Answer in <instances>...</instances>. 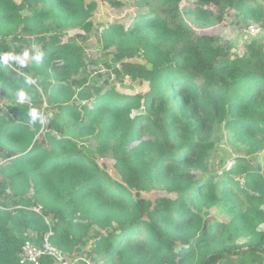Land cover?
I'll list each match as a JSON object with an SVG mask.
<instances>
[{
  "label": "trees",
  "instance_id": "1",
  "mask_svg": "<svg viewBox=\"0 0 264 264\" xmlns=\"http://www.w3.org/2000/svg\"><path fill=\"white\" fill-rule=\"evenodd\" d=\"M88 1L0 0V54L35 44L31 55L44 56L25 68L0 64V96L14 101L23 88L30 97L0 109V264H19L27 232L42 242L43 217L51 220V245L74 264H264V47L251 43L237 55L216 36L190 30L182 0H136L147 13L126 32L108 25L100 40L119 52L115 77L148 91L125 96L91 85L73 92L70 80L85 65L78 37L62 38L90 31L95 4ZM190 1L198 18L220 23L230 6L239 27L264 30L259 0ZM137 55L145 63L130 62ZM33 107L46 125L28 123ZM213 123L245 153L221 175L206 171L213 146L203 135ZM87 137L98 139L95 154L114 162L120 182L78 146ZM257 154L262 165L247 160ZM153 186L174 199L140 198ZM37 205L43 217L32 211ZM216 206L226 224L206 220Z\"/></svg>",
  "mask_w": 264,
  "mask_h": 264
},
{
  "label": "rangeland",
  "instance_id": "2",
  "mask_svg": "<svg viewBox=\"0 0 264 264\" xmlns=\"http://www.w3.org/2000/svg\"><path fill=\"white\" fill-rule=\"evenodd\" d=\"M14 1L20 3L21 0ZM119 1L121 6L113 8L100 0H89L88 2H93L95 4L92 15L88 19V22L92 25L90 31L87 33L81 30L71 29L65 32L62 38L63 43L68 42L69 39L78 37L76 39V44L81 49V56L85 65V70H80V74L70 80L73 92H79L91 85L103 89V91L112 88L117 93L125 96H142L148 91V85L146 83L140 84L139 82L130 80L128 77L122 79L115 77L113 69L114 67H119V63L116 62V57L119 52L115 47L106 48V43L100 40L102 31L108 27V25H118L126 32L136 20V17L147 13V9L145 8L138 9L135 4L136 0ZM259 1L264 7V0ZM193 8V4L190 0H182L180 6L182 20L190 30L195 32V34L216 36L220 45L231 46L233 52L237 55H242L246 45L251 43H256L264 47V30L258 24H251L248 28H244L243 26L239 27L238 19L232 7L228 6L225 9L223 19L220 23H216L212 17L198 18L191 13ZM23 14H26V12ZM39 48L40 46L32 44L26 46L25 49L29 50L30 54H32L38 51ZM130 62L145 63L138 55L133 56ZM13 102H19L18 98L14 101H10L7 97L0 96V109L4 111V113H7L6 111H8L10 104ZM73 102H76L77 105L88 103L86 101L80 102L76 97H73ZM42 107L46 108L45 104H43ZM203 136L206 138V142L213 146L206 166L207 173L221 175L232 167L236 159H244V149L234 143L232 135L230 136L227 133L223 125L211 124L210 130ZM97 140L98 139L95 137H87L79 139L77 143L78 146L83 149V152L87 155H93L101 170H104L114 181L120 182L114 170V162L110 158H101L95 154L94 149ZM136 145L137 142L130 147L132 148ZM262 158V154H257L253 157H247V160L254 165H262ZM4 163L5 161L0 156V166ZM196 173L199 175V172ZM237 179H241V177L238 176ZM140 198L154 203L156 199L160 198L174 199V195L168 194L166 191L162 190V188L153 186L141 192ZM207 214L206 220L210 222L226 224L229 221V217L223 213L219 206L212 207L207 211ZM258 230L264 232V225L260 226ZM243 243L244 241L242 240L237 242L238 245H242ZM99 264L104 263L99 262Z\"/></svg>",
  "mask_w": 264,
  "mask_h": 264
},
{
  "label": "built area",
  "instance_id": "3",
  "mask_svg": "<svg viewBox=\"0 0 264 264\" xmlns=\"http://www.w3.org/2000/svg\"><path fill=\"white\" fill-rule=\"evenodd\" d=\"M32 211L42 216V207L37 205L32 208ZM43 217V216H42ZM44 223L49 227V233L45 235L41 243H37L38 235L34 232L25 234V243L18 253L19 264H39L42 258L48 257L52 259L54 264H74L75 259L63 255L57 248L51 245L49 239L52 236L50 231L51 220L43 217Z\"/></svg>",
  "mask_w": 264,
  "mask_h": 264
},
{
  "label": "clouds",
  "instance_id": "4",
  "mask_svg": "<svg viewBox=\"0 0 264 264\" xmlns=\"http://www.w3.org/2000/svg\"><path fill=\"white\" fill-rule=\"evenodd\" d=\"M43 59L44 56L42 52L31 55L29 50H25L20 54H17L13 51L3 52L2 54H0V64L4 66L11 65L19 68L27 67L30 60L36 64H40L43 62ZM25 83L28 85H33L36 83V80L27 78L25 80ZM15 95L17 96L20 103H24L25 101L30 100L28 93L23 88L16 90ZM27 115L30 117L28 123H31L32 125L39 124L41 126H44L48 122V117L35 107H33L27 113Z\"/></svg>",
  "mask_w": 264,
  "mask_h": 264
}]
</instances>
